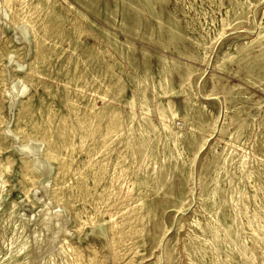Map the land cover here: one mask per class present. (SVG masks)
I'll list each match as a JSON object with an SVG mask.
<instances>
[{
    "label": "rangeland",
    "instance_id": "1",
    "mask_svg": "<svg viewBox=\"0 0 264 264\" xmlns=\"http://www.w3.org/2000/svg\"><path fill=\"white\" fill-rule=\"evenodd\" d=\"M22 1L0 0V264H264V0Z\"/></svg>",
    "mask_w": 264,
    "mask_h": 264
},
{
    "label": "bare ground",
    "instance_id": "2",
    "mask_svg": "<svg viewBox=\"0 0 264 264\" xmlns=\"http://www.w3.org/2000/svg\"><path fill=\"white\" fill-rule=\"evenodd\" d=\"M5 1V4L8 6V7H11L12 6V4H13V2L14 1H16V0H4ZM153 4V3H152ZM21 9H25L26 7H28L29 5H30V3H29V1L28 0H23L22 2H21ZM36 5V4H35ZM37 5H38V3H37ZM36 5V6H37ZM45 7V10H46V6H44ZM12 8V7H11ZM18 14V13H17ZM21 18V17H20ZM22 18H23V16H22ZM57 20V19H56ZM59 21V20H58ZM34 22V21H33ZM41 22V21H40ZM35 24V23H34ZM38 24H40L39 22H38ZM33 27V26H32ZM34 33H36V32H34ZM263 34V33H262ZM36 36V35H35ZM41 36V35H40ZM264 38V37H263ZM47 40V39H46ZM45 43V42H44ZM45 45V44H44ZM45 60H46V57H45ZM43 64V63H42ZM38 65V64H37ZM98 75V74H97ZM18 81V80H17ZM19 83V82H18ZM15 87L17 86V84L15 83V85H14ZM165 87H166V85H165ZM167 88V87H166ZM100 89V88H99ZM110 90V89H109ZM112 90V89H111ZM170 90H171V88H170ZM16 92H17V90H16V88H15V90H13V89H11V96H12V99L14 100L15 98H17L18 96H19V93L18 94H16ZM165 92H166V90H165ZM167 93H169L168 91H167ZM143 101V100H142ZM143 104V103H142ZM145 104V103H144ZM147 105V104H146ZM142 107V106H141ZM148 108V107H147ZM100 112V111H99ZM99 114V113H98ZM119 117V116H118ZM119 120V119H118ZM120 121V120H119ZM87 122V121H86ZM102 123V122H101ZM86 124V123H85ZM93 124V123H92ZM116 125H118V124H116ZM120 125H121V123H120ZM61 128V127H60ZM77 128V127H76ZM22 129V128H21ZM119 129V128H118ZM117 129V130H118ZM23 130V129H22ZM107 130H110V127H109V129H107ZM112 130V129H111ZM114 130V129H113ZM48 132H52V131H48ZM118 132V131H117ZM107 133H108V131H107ZM63 134V133H62ZM115 134H117V133H115ZM52 135V134H51ZM107 135V134H106ZM108 136V135H107ZM51 137V136H50ZM173 137V136H172ZM114 139V138H113ZM55 140V139H54ZM64 140V139H63ZM55 142V141H54ZM146 142V141H145ZM142 144V143H141ZM140 146V145H139ZM143 147H145V146H143ZM138 148V147H137ZM40 149V148H39ZM39 149L38 148H36V147H34V146H32V147H28L27 148V152L29 153V154H31V156H32V158H33V161H34V163H37L38 162V160H39V158H38V155H39ZM52 152V151H51ZM134 153V152H133ZM142 153V152H141ZM152 157V156H151ZM246 161V160H245ZM246 163V162H245ZM242 166H243V164H242ZM3 168V167H2ZM243 168H244V166H243ZM242 168V169H243ZM245 169V168H244ZM242 171V170H241ZM251 174V173H250ZM254 175V174H253ZM250 178H251V176H250ZM148 179V178H147ZM255 181V180H254ZM259 183V182H258ZM254 186V185H253ZM239 191V190H238ZM256 191V190H255ZM219 196V195H218ZM259 197V196H258ZM125 198V197H124ZM232 198H233V196H232ZM238 198V197H237ZM90 199V198H89ZM233 200V199H232ZM240 200V199H239ZM257 200V199H256ZM111 202V201H110ZM258 202V201H257ZM261 202V201H260ZM109 204V203H108ZM258 204V203H257ZM244 205V204H243ZM249 205V204H248ZM220 208V207H219ZM260 208H261V206H260ZM11 210H14V209H11ZM218 211H219V209H218ZM264 211V210H263ZM13 213V212H12ZM108 213V212H107ZM218 213V212H217ZM247 213V212H246ZM254 213V212H253ZM13 214H15V213H13ZM10 215H12V214H10ZM218 215V214H217ZM245 215V214H244ZM249 215V214H248ZM7 217V216H6ZM10 217V216H9ZM77 217V216H76ZM255 217V216H254ZM230 218V217H229ZM263 218V217H262ZM242 219V218H241ZM4 221V220H3ZM7 222V221H6ZM106 224V223H105ZM105 224H103V225H105ZM99 225H101V224H99ZM248 225V224H247ZM27 226V225H26ZM258 226V225H257ZM22 227V226H21ZM20 227V228H21ZM59 227V226H58ZM233 227V226H232ZM16 228H18V226L16 227ZM118 228V227H117ZM242 228V227H241ZM5 229V228H4ZM21 230H24V227H22V229ZM246 230V229H245ZM16 231V230H15ZM27 231V230H26ZM26 231H24V232H26ZM136 231H137V229H136ZM215 231V230H214ZM253 231L254 232H257L258 234H260L262 237H264V226L263 227H259V228H254L253 229ZM17 232V231H16ZM102 232V231H101ZM120 232V231H119ZM138 232V231H137ZM210 232V231H209ZM41 233V232H40ZM103 233V232H102ZM219 233V232H218ZM104 234V233H103ZM139 234V233H138ZM216 234V233H215ZM228 234H229V236H230V238L231 239H233V240H235L236 241V236L234 235V232H233V230H231V228L229 229V232H228ZM23 235V232L19 235V234H14V237H13V239H12V246H13V250H12V252L14 251V249L15 248H17V246H19V248H20V250H22V249H24L25 247L27 248V244H28V242H27V239H26V237H23L22 236ZM26 236V235H25ZM137 236V235H136ZM260 236V237H261ZM23 237V238H22ZM135 237V236H134ZM261 237V238H262ZM226 238V237H225ZM128 239V238H127ZM132 239V238H131ZM219 239H221V238H219ZM125 240V239H124ZM212 240H213V238H212ZM211 240V241H212ZM225 240V239H224ZM69 242V241H68ZM123 242V241H122ZM225 242V241H224ZM228 242V241H227ZM117 243V242H116ZM214 243V242H213ZM212 243V244H213ZM226 243V242H225ZM240 243V242H239ZM215 244V243H214ZM237 244V243H236ZM30 245V244H29ZM121 245V244H120ZM123 245V244H122ZM88 247V246H87ZM243 248V247H242ZM207 249V248H206ZM74 250V249H73ZM203 250V249H202ZM212 250V249H211ZM204 251V250H203ZM217 251V250H216ZM241 252V251H240ZM263 252H264V250H263ZM14 253V252H13ZM208 253V252H207ZM227 253V252H226ZM232 253H233V251H232ZM28 254H29V252H28ZM228 254V253H227ZM242 254H244L243 252H242ZM12 255V254H11ZM229 255V254H228ZM206 257V256H205ZM31 258V257H30ZM234 258V257H233ZM217 259V258H216ZM226 259V258H225ZM230 259V258H229ZM44 260V259H43ZM81 260V259H80ZM213 260V259H212ZM236 261V260H235ZM79 262H81V261H79ZM211 262V261H210ZM214 262V261H213ZM226 262H227V260H226ZM231 262V261H230ZM258 262V261H257ZM54 263V261L52 262V260H51V258L49 259H47L46 260V262L44 261V264H53ZM220 263V262H219ZM56 264H58V263H56ZM81 264V263H80ZM212 264H214V263H212Z\"/></svg>",
    "mask_w": 264,
    "mask_h": 264
}]
</instances>
